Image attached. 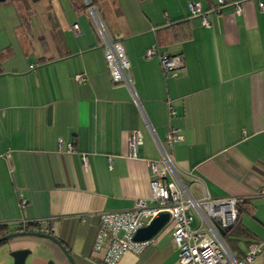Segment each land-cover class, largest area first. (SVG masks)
I'll return each mask as SVG.
<instances>
[{
	"label": "crops",
	"instance_id": "crops-1",
	"mask_svg": "<svg viewBox=\"0 0 264 264\" xmlns=\"http://www.w3.org/2000/svg\"><path fill=\"white\" fill-rule=\"evenodd\" d=\"M223 1L221 7L218 0H94L110 37L124 48L157 139L165 145L170 132L182 136L166 149L191 194L246 203L243 239L261 243L264 0ZM190 4L211 12V27ZM178 25L188 28L189 39L175 38ZM153 46L180 55L184 68L166 75L159 55L147 56ZM135 131L143 136L136 159L128 146ZM160 158L131 91L111 81L84 0H0V237L29 222H52L76 264H101L104 254L94 250L99 215L150 203L148 164ZM242 242L244 249L233 247L243 257ZM20 249L31 252L26 264H70L56 244L36 237L0 246V264H13L8 253ZM119 264H180L172 226Z\"/></svg>",
	"mask_w": 264,
	"mask_h": 264
},
{
	"label": "built area",
	"instance_id": "built-area-1",
	"mask_svg": "<svg viewBox=\"0 0 264 264\" xmlns=\"http://www.w3.org/2000/svg\"><path fill=\"white\" fill-rule=\"evenodd\" d=\"M84 2L102 40L111 81L122 84L131 91L133 103L141 112L161 154L160 160L150 161L148 164L152 173L150 203L138 200L130 210L103 212L99 215L94 250L103 252L101 264H119L128 252L141 254L153 240L136 242L134 237L161 212H168L171 216L168 225L173 229V243L179 250L180 264H258V260L259 264H264V242L250 244L242 259L238 260L219 232V229L226 232L237 224L240 217L238 198H213L207 193L201 198H195L191 194L173 162L171 153L166 149V146L172 148L174 143L181 141L182 136L176 131L170 132L165 145L157 139L133 89L130 79L131 65L122 44L110 37L92 1ZM218 2L221 7L224 6L223 0ZM220 6L215 11L219 12ZM260 7L264 9V4H260ZM236 9L238 13L241 12L240 6ZM190 10L194 16L201 18L204 27H211V12H203L199 4H190ZM73 28L75 32H79L78 25ZM157 54L166 75L176 76L184 68V60L180 55L159 54L155 46L147 51L148 57H155ZM76 79L80 83L87 81L85 74L77 75ZM142 145L141 132H133L128 142L130 158H138V150ZM69 149L71 151V147ZM261 195L264 196V190ZM25 203V200H21L22 206ZM23 228L25 231L34 228L37 232L54 235V226L48 221L29 222Z\"/></svg>",
	"mask_w": 264,
	"mask_h": 264
},
{
	"label": "water",
	"instance_id": "water-1",
	"mask_svg": "<svg viewBox=\"0 0 264 264\" xmlns=\"http://www.w3.org/2000/svg\"><path fill=\"white\" fill-rule=\"evenodd\" d=\"M170 217L171 216L168 212H161L156 218L152 220V222L147 227L142 228L138 231V233L134 237V240L136 242H146L153 240L168 225V223L170 222ZM219 232L223 237L226 234V232L221 229H219ZM21 237H36L50 240L62 250L70 264H76L66 246H64V244L57 237L50 234L22 230L0 237V246H3L6 242L14 238ZM30 254V250L27 249L9 251L8 258L13 259V264H26V260ZM48 264H54V262H49Z\"/></svg>",
	"mask_w": 264,
	"mask_h": 264
},
{
	"label": "trees",
	"instance_id": "trees-1",
	"mask_svg": "<svg viewBox=\"0 0 264 264\" xmlns=\"http://www.w3.org/2000/svg\"><path fill=\"white\" fill-rule=\"evenodd\" d=\"M93 5L95 6V2L94 0H91ZM100 16V14H99ZM100 18L102 19V17L100 16ZM174 31H175V38L178 39V40H187L189 39L190 37V31L188 30L187 27L184 28V25H178V26H175L174 27ZM246 203H239V211H240V217H239V220L237 222V224L235 226H233L232 228L228 229L226 231V234L225 236L223 237L225 242L227 243L228 245V242L229 243H232V242H235V243H238V242H242L244 241L245 243H247V245L249 246L250 244L252 243H257V241H252V242H248V241H245L243 238L246 237V230L243 228V226L241 225V222H240V218H241V215L244 213V205ZM0 230L2 233L4 231V228L1 226L0 227ZM243 243V242H242ZM249 243V244H248Z\"/></svg>",
	"mask_w": 264,
	"mask_h": 264
},
{
	"label": "rangeland",
	"instance_id": "rangeland-1",
	"mask_svg": "<svg viewBox=\"0 0 264 264\" xmlns=\"http://www.w3.org/2000/svg\"><path fill=\"white\" fill-rule=\"evenodd\" d=\"M50 235H52V234H50ZM235 244H236L235 242H232V243H229V242H228V246H229V248L232 250V252H233V254L235 255V257H236L238 260H240V259H242V256H241V254L239 253V251L236 250L237 248H234V247H233ZM237 244H239L238 248H242V249L245 248V246H244L243 243L238 242ZM258 262H259V260H258Z\"/></svg>",
	"mask_w": 264,
	"mask_h": 264
}]
</instances>
